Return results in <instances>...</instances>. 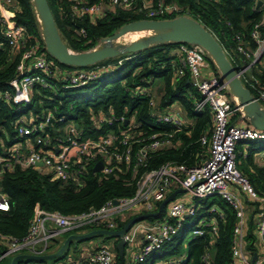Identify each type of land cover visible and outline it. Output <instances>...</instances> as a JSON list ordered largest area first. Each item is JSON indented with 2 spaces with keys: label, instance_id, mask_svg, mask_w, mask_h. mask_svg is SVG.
I'll use <instances>...</instances> for the list:
<instances>
[{
  "label": "trees",
  "instance_id": "1",
  "mask_svg": "<svg viewBox=\"0 0 264 264\" xmlns=\"http://www.w3.org/2000/svg\"><path fill=\"white\" fill-rule=\"evenodd\" d=\"M99 0H89L90 3ZM105 3L109 0H102ZM156 2L157 0H151ZM174 1L184 8L186 15L198 21L204 26L222 45L228 48L233 44L231 37L236 32L243 34L245 41L255 44L249 39V31L252 25L261 19V14L254 10L255 0H163ZM52 12L55 24L64 43L75 52L87 51L97 46L101 39L116 33L119 28L131 21L144 19L134 8H122L109 6L104 16L91 20L87 16H76L72 12L70 0H47ZM7 17L17 24L23 25L26 33L39 41V49L48 58L54 61L60 68L75 70L87 67L68 66L59 63L50 56L43 44L41 26L38 21L32 0H12L7 7ZM184 13L163 17L171 19ZM263 30V28H261ZM179 43L169 42L157 44L134 53H126L116 57L107 58L96 64L104 69L112 66L115 71H124L125 75L120 80H115L111 85L104 83L93 88L95 81H90L84 86L74 88H62L60 80L56 81L58 90L51 91L35 86L31 93V101L22 109L15 111L16 102L11 81L17 77L18 60H12L6 45L0 47V155L7 154L17 143L25 139L33 141V137H16L17 121L29 111L41 114L45 108H50L56 118L65 116L68 120L76 122L82 131V138L99 139L113 130L116 137L120 138L123 133L129 135L128 145L130 154L128 161L114 162L110 173L95 172L93 166L96 160H102L98 155L93 161L86 162L84 169L77 176L67 180L56 178L49 170H43L37 165L22 167L7 159L6 167L0 172V191L8 200L9 209L0 210V255L8 250L9 239L21 240L27 233L32 220L38 211L60 212L65 215L79 214L100 208L106 201L111 199L131 197L136 189L138 180L149 170L157 169L165 163L185 164L188 167L198 165L208 156L207 146L201 145L199 138L209 136L212 128L210 110L205 108L201 111L193 109L195 99L200 95L192 86L188 74L176 77L175 71L179 65L176 47ZM230 59V56L227 55ZM121 60L119 64L118 61ZM209 62L214 65L212 60ZM215 66V65H214ZM261 70V69H260ZM256 74V72H255ZM256 76L264 82V71L261 70ZM159 81L157 87L158 109H165L175 102H180L188 117L194 119L188 125L169 138V142L156 150L145 149L149 144L151 134L162 135L170 132L167 125L155 121L149 114V97L144 93L136 95L132 91L136 87H147L146 80ZM153 84V83H152ZM92 89L89 93H76L70 96L68 89L79 91ZM5 96H8L6 99ZM55 108V110H54ZM106 113L113 116L125 115L128 123L102 124L97 127L95 121ZM62 123L55 127H49L46 134L51 137L59 135ZM236 144V163L239 172L251 183L258 196H264V168L257 167L254 158L263 149L249 148L245 156L240 151L242 143ZM252 142V141H247ZM118 152L122 153L124 147L119 141L115 143ZM38 147V145H37ZM42 147V145H41ZM45 148V147H43ZM145 149V159L137 163V157L141 150ZM79 170L78 165L74 167ZM217 197V196H215ZM208 198V197H207ZM203 201V207L199 212L204 214L212 203L218 206L220 213L217 217V231L215 235H202L191 238L187 244L186 254L182 261L175 264H233L231 245L233 240V226L236 222L235 211L224 199L207 202ZM252 207V217L248 231L245 235L248 251H256L257 236L255 233L254 218H257L259 203L250 199L247 202ZM159 205V204H158ZM166 208L157 216L149 217L148 221H162ZM129 212L115 218L116 228L120 229L128 219L142 214ZM221 215V216H220ZM140 222V221H139ZM138 223V222H137ZM194 218L186 219L181 229L167 241L152 251L144 261L139 264H157V260L179 259V247L187 232L192 229ZM95 228V227H94ZM257 230V228H256ZM64 236L69 234L63 233ZM101 238L104 241L114 240L112 264H133V258L127 257L126 245L123 255L119 256L116 249L117 238L103 235H93L88 238L73 241L57 257L51 259L52 264H88L87 256H70L76 252L82 242ZM53 248L48 244L42 254ZM70 248H72L70 250ZM42 251V247H38ZM208 254L209 259H204ZM11 257L0 260V264H8ZM167 259L162 263L165 264ZM47 260L20 259L15 264L46 263Z\"/></svg>",
  "mask_w": 264,
  "mask_h": 264
},
{
  "label": "built area",
  "instance_id": "2",
  "mask_svg": "<svg viewBox=\"0 0 264 264\" xmlns=\"http://www.w3.org/2000/svg\"><path fill=\"white\" fill-rule=\"evenodd\" d=\"M70 1L74 15L87 16L91 20L104 16L109 6L134 8L145 17L144 19H164L165 16L180 13L189 17L184 8L174 1L109 0L106 3L102 0L93 3L89 0ZM259 1L261 4L257 5ZM11 4L12 0H0V47L6 45L10 58L18 60V74L11 81L13 100L16 102L15 111L30 103L31 93L35 86L55 91L58 90L56 81L60 80L63 89L81 87L98 79L102 73L113 70L112 66L104 69L98 64L75 70L60 68L44 52L40 51L39 41L28 35L23 25L17 24L4 14ZM254 10L261 14V19L252 25L248 33L250 41L255 45L252 46L250 42L245 41L242 33L236 32L231 37L233 44L228 48L222 47V49L226 56H230L228 60L242 84L249 89L252 97L264 109V82L256 76L261 70L264 71V0H255ZM175 51L179 62L175 76L182 77L188 74L192 86L200 95L194 100L193 109L201 111L208 108L211 113L210 135H203L199 138L200 144L207 146L208 156L192 167L185 164L165 163L157 169L149 170L138 180L137 189L131 197L108 200L95 210L72 215L38 211L21 240L9 239L10 246L0 255V260L20 253L40 254L58 233L117 229L115 221L117 216L129 212L155 211L170 190L182 188L189 193L194 200L193 203L182 200L171 201L166 207L162 221H153L151 224L143 225L141 228L143 229V240L133 257V264L144 261L152 251L170 241L181 229L186 219L194 218L195 220L191 229L192 238L206 234L215 235L218 226L216 205L211 204L204 214L199 215L204 199L210 196H219L235 211L236 222L232 230L231 245L233 264H250L243 252L245 244L243 204L229 187L234 186L240 189L250 199L259 203L257 231L264 247V196H258L251 183L239 172L235 153L236 144L239 141H264V131L254 129L250 125H238L231 122L236 112L243 114L242 108L239 107L234 97L236 106H233L226 82L214 74L205 75L203 70L208 68V60L206 59L207 53L201 46L179 43ZM118 63L120 64L121 60ZM146 83L147 87H136L132 94H146L149 97L150 116L156 122L167 125L171 129L169 133L162 135L153 133L148 136L150 142L145 149L156 150L166 145L171 136L181 131L185 127V121L182 116L169 108L158 110L152 92L153 81L146 80ZM5 97L8 98V96ZM126 120L128 123L129 119L123 114L115 117L111 113H106L97 118L95 124L100 127L102 124L111 125L114 122L125 123ZM57 123H62L57 128L59 135L51 137L46 134L47 129L55 127ZM76 124L73 120L66 119L65 116L56 118L50 108L43 109L40 115L33 111L23 114L17 121L16 137L20 139L32 136L33 146L24 150L25 146L19 142L11 148L7 157L0 155V172L3 167L7 166L6 161L9 158L22 167L42 163L56 178L67 180L74 179L83 171L85 163L93 161L98 155H101L102 160H96L95 163L101 161L103 166L101 170L95 172L110 173L114 162L129 160L128 134L123 133L120 138H117L114 131L110 130L108 134L99 139H83L82 131ZM116 141L124 147L122 153L118 152ZM145 149H142L138 155L137 163L144 161ZM262 158L264 159V152ZM75 165H78L79 170L74 168ZM8 209V200L0 191V210L7 211ZM47 222L51 223L55 229L50 230L46 225ZM134 228V226L131 227L124 234L126 244L134 240L137 231V228ZM40 246L42 251L37 250ZM113 256L111 247L99 246L88 255L87 261L88 264H112ZM204 259H209V255L206 254ZM177 260L182 261L183 257L167 259L165 264H175Z\"/></svg>",
  "mask_w": 264,
  "mask_h": 264
},
{
  "label": "water",
  "instance_id": "3",
  "mask_svg": "<svg viewBox=\"0 0 264 264\" xmlns=\"http://www.w3.org/2000/svg\"><path fill=\"white\" fill-rule=\"evenodd\" d=\"M32 3L41 26V35L46 52L64 65L87 67L107 58L126 53H134L153 45L169 42L201 46L219 71L220 79L226 82L228 93L237 99L239 107L242 108L245 118L249 121V125L254 129L264 131V109L252 97L249 89L242 84L216 38L193 18L180 15L171 19L134 20L122 25L116 33L101 39L100 43L94 48L87 51L75 52L68 48L60 36L47 0H32ZM260 4L261 1L257 3V5ZM140 31H148L150 33L145 37H140L129 43H121L118 41L127 33ZM125 123H127V120ZM37 165H42V163H37ZM102 166V162L98 161L95 163L93 170L99 171L102 169ZM180 192H185V190L180 188L173 191L159 203L155 211L137 214L131 217L120 229H91L81 233H69L65 236L62 244L56 251L44 254H16L10 258L8 264H15L20 259L51 260L59 256L71 242L79 241L93 235L116 237L118 239L116 249L119 256H122L124 246L126 245L124 234L135 223L149 217H157L174 199L175 195ZM254 258L255 256L253 260Z\"/></svg>",
  "mask_w": 264,
  "mask_h": 264
},
{
  "label": "crops",
  "instance_id": "4",
  "mask_svg": "<svg viewBox=\"0 0 264 264\" xmlns=\"http://www.w3.org/2000/svg\"><path fill=\"white\" fill-rule=\"evenodd\" d=\"M203 71H204L205 75H209V74L216 75V73H217L216 66L212 65L209 61H208V68L204 69ZM158 86H160L159 81H154L153 84H152V92H153V94L155 96L156 108H157V104H158V95H157V87ZM229 97L232 100L233 106H236V102H235L234 98L230 94H229ZM168 108L173 110L174 112L178 113L180 116H182V118L185 121V125L186 126L191 125L193 123L194 119H192V118L187 116V114H186L183 106L180 104V102H175L172 106H170ZM165 109H167V108H165ZM158 110H160V109H158ZM161 110H163V109H161ZM231 122L234 123V124H238V125H249L248 119L245 118V116L242 113H240V112H236L235 113V115L231 119ZM23 142L24 143H22V144L25 146L24 150L27 149V148H30L31 146H33L32 141L29 140V139H25ZM252 142H257V141H252ZM241 145H242V147H241L240 153L243 156H245L246 152L251 147L249 145L246 146L243 143ZM263 152H264V150L260 151L259 153H257V155L254 158L255 164L257 165V167H260V168H264V159L262 158ZM37 166L41 167L43 170H48L43 165H37ZM229 188H230V190L232 192H234L238 196V198L241 200V202L243 204V212H244L243 232H244V241H245L243 252L246 255V257L248 258L250 264H251L254 256H255V258H254L252 264H264V247L261 244L260 237L258 235V231L256 230V228H257V218L256 217L254 218V223L256 224L255 233H256V236H257V240H256L255 245H256L257 250L253 251V252L248 251L247 242L245 240V235H246V233L248 231L249 222H250V219L252 217V214H251L252 213V207L247 203L248 201H250V198L245 193H243L240 189H238V188H236L234 186H230ZM177 189L178 188L170 190L167 195H169L170 193H172L173 191H175ZM181 193H184V192L177 193L172 201H175V200L180 201V200H182V201L189 202V200H187L186 198H183V197L182 198H180V197L178 198V195H180ZM212 204H215V203H212ZM216 209H217V213H220V210H219L218 206H216ZM151 223H152V221H148L147 223L140 221V222L135 223L133 225L135 228H137L134 240L132 241L133 246L131 248L127 247V244H128L127 243L126 244V248H125L127 257H129L130 259L134 257L135 253L137 252V249L139 248V246H140V244H141V242L143 240V229H141V228L143 227V225L146 226L147 224H151ZM46 225L48 226V228L50 230L55 229V227L49 222H47ZM64 238H65V236H64L63 233H58L54 238H52L50 240V244L51 243L53 244V248L51 249L50 252L56 251L60 247V245L62 244ZM117 241H118V239H117ZM109 242H111V246L110 247L113 249L114 240H109L106 243H109ZM98 247H99V244L97 243V239H93V240H90V241H87V242L80 243L79 246L77 247V250H76L75 253L78 254L79 256H87L91 252L95 251ZM131 251H132V253H131ZM72 253L75 254L74 252H72ZM182 257H184V256H182ZM63 262H65V260L62 261V262H59L57 264H62ZM34 264H45V263H34Z\"/></svg>",
  "mask_w": 264,
  "mask_h": 264
},
{
  "label": "rangeland",
  "instance_id": "5",
  "mask_svg": "<svg viewBox=\"0 0 264 264\" xmlns=\"http://www.w3.org/2000/svg\"><path fill=\"white\" fill-rule=\"evenodd\" d=\"M150 32H148V31H140V32H130V33H127V34H125L123 37H121L118 41H120L121 43H129V42H131V41H133V40H136V39H138V38H140V37H145V36H147L148 34H149ZM208 58H209V56L207 55V60H208ZM209 61V60H208ZM217 69V68H216ZM125 75V72L124 71H115V72H113V73H102L101 74V78L99 79V80H96L95 81V85L93 86V88H96V87H98V86H101V85H103L104 83H108V86H110L111 84L110 83H112L113 81H115V80H120L123 76ZM216 75L220 78V75H219V71L217 70V73H216ZM92 89L90 88H88V89H81V90H79L78 92L77 91H75V90H70V89H68L67 91H66V93L68 94V95H70V96H73V95H76V93H84V94H87V93H89L90 91H91ZM243 144H245L246 146H250L251 148H255V149H263L264 150V141H257V142H244ZM186 198L187 200H189V202H191V203H193V199L191 198V196L189 195V193L188 192H184V193H181L180 195H178V198ZM218 198V196L217 197H215V196H210V197H208L207 198V202H211L212 200H214V199H217ZM141 222H145V223H147L148 221L147 220H144V221H141ZM192 233H191V230H189L188 232H187V234H186V236H185V238H184V240H183V242H182V244H181V246L179 247V255H182V256H185V254H186V248H187V244H188V242L191 240V238H192ZM97 243L99 244V246H108V247H110L111 246V242H109V243H106V241H104V240H102L101 238H99V239H97ZM50 244V243H49ZM52 244V243H51ZM133 246V243L132 242H130V243H128L127 244V247H132ZM72 248H70V250H71ZM51 250H49V251H47V253H51L50 252ZM131 253H132V251H131ZM130 253V254H131ZM75 255H77L76 253L75 254H73L72 252H71V254H70V256L73 258ZM167 258H170V257H165L164 259H167ZM163 258H161V259H158L157 261V264H159V263H162L163 262V260H164ZM53 262L52 261H50V260H47L46 261V263L45 264H52Z\"/></svg>",
  "mask_w": 264,
  "mask_h": 264
}]
</instances>
